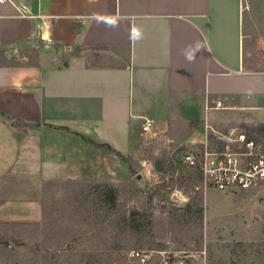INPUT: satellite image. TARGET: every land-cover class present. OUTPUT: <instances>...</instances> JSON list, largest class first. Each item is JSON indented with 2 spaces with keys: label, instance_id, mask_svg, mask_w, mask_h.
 <instances>
[{
  "label": "crops",
  "instance_id": "crops-1",
  "mask_svg": "<svg viewBox=\"0 0 264 264\" xmlns=\"http://www.w3.org/2000/svg\"><path fill=\"white\" fill-rule=\"evenodd\" d=\"M245 8L0 0V221L57 226L64 186L74 195L84 192L75 182L117 178L115 153L133 157L173 111L194 128L264 122V37L253 38ZM41 45L63 48L61 63H47Z\"/></svg>",
  "mask_w": 264,
  "mask_h": 264
},
{
  "label": "rangeland",
  "instance_id": "rangeland-1",
  "mask_svg": "<svg viewBox=\"0 0 264 264\" xmlns=\"http://www.w3.org/2000/svg\"><path fill=\"white\" fill-rule=\"evenodd\" d=\"M244 2L253 38L264 37V0ZM259 44L256 41L251 45L257 57ZM39 49L47 63H61L60 56L65 52L51 45H41ZM241 123L226 122L214 127L224 131L233 124L246 130ZM161 127L162 124L157 135L143 136L133 157L115 153L121 163L108 159L116 164L111 174L117 178L83 181V185L82 181L75 182L71 185L76 191L84 188V192L82 189L74 195L64 186L57 226L40 231L34 224L0 221V244L6 243L0 245V264H131L126 254L132 249L165 251L164 256L172 258V253H177V260L184 264L190 256L198 264H264V183L230 190L195 189L198 173L187 168L181 156L201 145L205 131L199 126L194 128L174 111L168 116L167 125ZM159 159L164 160L160 168L155 165ZM129 165L136 174H142L141 179L131 174ZM99 183L117 188V206L113 211H107L96 194L90 193V184ZM166 184L172 186L169 192ZM196 196L204 206L202 222L196 214L184 215L178 209ZM132 208L152 214L150 231L139 237L128 232L120 235L118 231L109 235L115 212L127 214ZM117 245L120 247L114 249ZM154 255L162 258L158 253Z\"/></svg>",
  "mask_w": 264,
  "mask_h": 264
},
{
  "label": "built area",
  "instance_id": "built-area-1",
  "mask_svg": "<svg viewBox=\"0 0 264 264\" xmlns=\"http://www.w3.org/2000/svg\"><path fill=\"white\" fill-rule=\"evenodd\" d=\"M220 101L216 106H221ZM155 125L153 118L144 117L142 129L151 132ZM195 125H200L196 123ZM207 134L212 130L215 135L225 137L223 148L210 146L207 135L203 146L192 147L181 156V162L192 171L198 173L195 189L204 190L216 188L230 190L237 188H250L264 183V147L262 143L248 137L245 130L234 127L226 133L215 129L207 121L200 125ZM154 253L162 255L157 259ZM173 258L164 256L165 251H143L132 249L126 254L128 263L131 264H184L177 260V253H172Z\"/></svg>",
  "mask_w": 264,
  "mask_h": 264
},
{
  "label": "trees",
  "instance_id": "trees-1",
  "mask_svg": "<svg viewBox=\"0 0 264 264\" xmlns=\"http://www.w3.org/2000/svg\"><path fill=\"white\" fill-rule=\"evenodd\" d=\"M80 51V48H76V50H70L66 53V57L63 59V62H67V57L75 55ZM245 128V132L248 137L255 139L257 142L264 143V122H242L241 123ZM231 127V125L229 126ZM228 129L221 131L222 133H226ZM207 137L210 141V146L213 148H223L225 146V137L222 135H215L212 130H208ZM202 146V145H201ZM120 156H124L121 153H117ZM163 159H159L155 161L156 167H161V163ZM130 166L131 174L136 175V171L134 168ZM182 178V176H180ZM173 180V178H172ZM167 191L171 190L172 186L170 184H166ZM89 191L92 194H96L99 198L102 206L106 208L107 211H113L117 206V188L115 185H110L107 183H99V184H90ZM178 209L182 210L184 215L190 216L191 214H196V217L202 222L204 216V206L202 199L200 197H194L192 201L183 206L179 207ZM152 224V214L145 213L137 208H132L129 210L127 214H115L113 218H111V222L109 226H112V230L109 232V235L112 231H118L121 235L123 233L128 232L129 235H144L150 231V226ZM122 238V236H121ZM123 241V239H121ZM5 242H1L0 245L4 244ZM6 244V243H5ZM10 244H7L9 246ZM6 246V245H5ZM163 246V245H162ZM162 246H159L158 249H163ZM120 247V245L114 246ZM187 262H191L192 259L190 257L186 258Z\"/></svg>",
  "mask_w": 264,
  "mask_h": 264
},
{
  "label": "water",
  "instance_id": "water-1",
  "mask_svg": "<svg viewBox=\"0 0 264 264\" xmlns=\"http://www.w3.org/2000/svg\"><path fill=\"white\" fill-rule=\"evenodd\" d=\"M141 177H142V174H140V173L136 175V178H137V179H141ZM190 258H191V259H194V257H192V256H190Z\"/></svg>",
  "mask_w": 264,
  "mask_h": 264
}]
</instances>
